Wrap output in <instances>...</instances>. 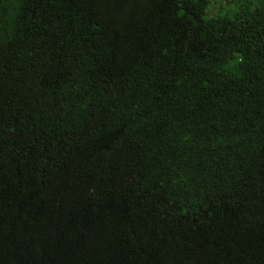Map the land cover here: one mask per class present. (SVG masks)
Here are the masks:
<instances>
[{"label": "trees", "instance_id": "trees-1", "mask_svg": "<svg viewBox=\"0 0 264 264\" xmlns=\"http://www.w3.org/2000/svg\"><path fill=\"white\" fill-rule=\"evenodd\" d=\"M212 4L0 0V167H12L0 199L30 211L37 178L51 207L68 175L95 190L102 223L64 238L40 207L29 226L0 231V264H158L167 250L188 264L212 219L203 211L214 198L226 209L216 184L247 169L256 211L244 224L264 230V0ZM22 143L33 172L17 164ZM168 174L195 187L190 206L163 200ZM213 246L214 264H264V240Z\"/></svg>", "mask_w": 264, "mask_h": 264}, {"label": "clouds", "instance_id": "clouds-1", "mask_svg": "<svg viewBox=\"0 0 264 264\" xmlns=\"http://www.w3.org/2000/svg\"><path fill=\"white\" fill-rule=\"evenodd\" d=\"M8 94L16 95L17 93L10 90ZM82 139H79L77 142ZM77 154L81 153L78 152ZM28 155L29 153L22 143L17 164L24 163L33 172L35 167L28 161ZM11 170L12 167L10 166L0 167V173ZM132 171L136 174L135 180L139 182L140 192V177L138 175L139 173H137L136 166L133 167ZM253 172L252 169H247L237 172L233 177L221 176V181L216 184L215 189L217 197L224 203L226 209L218 210L217 199L214 198L210 207L206 211H203L207 215H211L212 219L200 224L202 227L200 234L187 246L186 258L188 264H214L217 251L213 246V241L217 237L222 238L223 244L228 252L229 245L233 242L256 243L257 241L264 240V230L251 231L244 224V219L256 211L254 205L245 196L247 189L251 185V182H247L246 180L251 178ZM161 179L174 185L168 195L162 197L164 201H169L173 204V210L178 211L181 207L192 204L193 199L197 195L193 193L195 188L193 185H187L186 183L176 185L181 178L175 174L165 175ZM130 181L128 179V183ZM36 182L37 178L30 185L35 192L36 200L31 205L33 208L30 211L22 209L21 206L15 203L8 202L2 198L0 199V212L6 215V218L0 224L1 232L5 230H19L25 226H29L37 220L36 217L39 213L37 210L43 206L46 208L45 214L48 217L47 221L50 220L51 230L64 238L70 239L72 231L84 233L89 228L98 229L101 226L102 223L97 220L93 221L90 214L95 198L94 189H81L83 187L75 177L64 175L59 180L53 182H63L69 185L68 189L64 191L63 198L55 205L46 207L44 186L37 187ZM257 185L258 190L263 193V184L259 183ZM191 219L197 223L193 216ZM255 250H258V248H255ZM237 258L243 264H249L251 260L250 257L244 256H238ZM164 259L169 264H182L181 260L176 257L175 252L171 250H167L161 254L158 264H161ZM132 264H140L138 257Z\"/></svg>", "mask_w": 264, "mask_h": 264}, {"label": "rangeland", "instance_id": "rangeland-1", "mask_svg": "<svg viewBox=\"0 0 264 264\" xmlns=\"http://www.w3.org/2000/svg\"><path fill=\"white\" fill-rule=\"evenodd\" d=\"M226 1L227 0H213V4L211 6L212 11L216 12L218 7L220 8L226 5Z\"/></svg>", "mask_w": 264, "mask_h": 264}]
</instances>
